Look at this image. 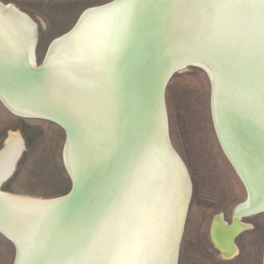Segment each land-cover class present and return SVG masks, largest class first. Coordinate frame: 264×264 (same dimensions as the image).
<instances>
[{
    "label": "water",
    "instance_id": "obj_1",
    "mask_svg": "<svg viewBox=\"0 0 264 264\" xmlns=\"http://www.w3.org/2000/svg\"><path fill=\"white\" fill-rule=\"evenodd\" d=\"M88 10L50 42L39 65L35 33L32 66L26 26L9 12L21 11L0 3V103L62 129L71 180L62 207L33 221L23 256L13 243V264H30L33 247L48 249L43 264L101 256L105 264H177L191 186L170 145L164 97L170 79L190 67L210 82L218 142L246 191L230 226L214 217L209 228L212 248L230 258L231 241L248 229L239 215L264 213L252 171L264 157V3L113 0Z\"/></svg>",
    "mask_w": 264,
    "mask_h": 264
},
{
    "label": "rangeland",
    "instance_id": "obj_2",
    "mask_svg": "<svg viewBox=\"0 0 264 264\" xmlns=\"http://www.w3.org/2000/svg\"><path fill=\"white\" fill-rule=\"evenodd\" d=\"M21 7L36 25L35 58L39 65L54 32L44 28L31 8ZM164 99L170 145L184 164L191 186L177 264H263L264 213L242 219L248 229L235 239L237 252L231 258H223L208 240L212 219L221 216L229 224L236 207L245 201L246 191L218 142L206 74L192 67L175 74ZM10 132L19 135L24 150L0 191L42 200L68 194L71 180L62 161V129L48 121L18 118L0 103V150ZM14 255L12 243L0 235V264H13Z\"/></svg>",
    "mask_w": 264,
    "mask_h": 264
},
{
    "label": "bare ground",
    "instance_id": "obj_3",
    "mask_svg": "<svg viewBox=\"0 0 264 264\" xmlns=\"http://www.w3.org/2000/svg\"><path fill=\"white\" fill-rule=\"evenodd\" d=\"M89 11L91 10H87L86 13ZM9 12L16 14L26 26V29L28 32V43H27L28 60H29V64L33 66L32 47L34 43L35 33H37L36 25L32 22V20L26 14L22 12H14V11H9ZM207 70L209 72L208 68ZM8 107H10L11 110L14 111V113L16 112V110L13 109L10 105H8ZM16 113L19 114L18 112ZM22 114L26 115L25 113H22ZM215 133H216V130H215ZM216 136H217V133H216ZM217 139H218V136H217ZM5 143H6V148H7L5 152L6 154L4 158L0 159V182L5 180L7 177L9 179L11 175L14 173L16 165H17L16 163L17 157L19 155L21 156L24 150V143L17 133L10 132L8 134V138L6 139ZM63 156H64L63 158L65 159L66 168L74 180V174H73V168H72V162H71V156H70L68 143L64 149ZM176 157L178 159L177 155ZM188 195H189V189L187 193V199H188ZM59 199L60 198L42 200V199H37V198H30V197H25V196H20V195L8 194V193H4L0 191V235L5 237L7 240L11 241L12 245L13 243L14 245L16 244L18 251H21V248L27 251L28 241H29L31 232L34 228L33 221L44 219V213L46 212L52 213V208H61L62 205L58 203ZM243 206H245V201L239 204V206L236 207L234 211H236L237 209ZM253 215L255 214L254 213H243L239 215V221L242 222V219L244 217H250ZM221 221L225 226H230L231 222L227 224L222 219ZM208 234H209V229H208ZM239 235L240 234H238L231 241V248L233 249L231 257L237 252L234 241ZM223 258H229V257H223ZM263 264H264V257H263Z\"/></svg>",
    "mask_w": 264,
    "mask_h": 264
},
{
    "label": "crops",
    "instance_id": "obj_4",
    "mask_svg": "<svg viewBox=\"0 0 264 264\" xmlns=\"http://www.w3.org/2000/svg\"><path fill=\"white\" fill-rule=\"evenodd\" d=\"M108 1V0H107ZM103 0H0L1 4L12 5L22 13L21 6L29 10L40 21L46 30H52V38L56 39L69 32L82 13L90 8L107 4ZM111 2V1H110ZM109 3V1H108ZM27 15V14H26ZM53 39V40H54ZM52 40V41H53ZM2 188V187H1ZM0 188V190H1Z\"/></svg>",
    "mask_w": 264,
    "mask_h": 264
},
{
    "label": "snow or ice",
    "instance_id": "obj_5",
    "mask_svg": "<svg viewBox=\"0 0 264 264\" xmlns=\"http://www.w3.org/2000/svg\"><path fill=\"white\" fill-rule=\"evenodd\" d=\"M205 7H212V6H221L222 4H227L230 6H244L250 2V0H199ZM261 3H264V0H261ZM120 147L118 144L113 145V163L114 165L119 163V154H120ZM253 175L256 177L258 182L259 188L262 192H264V157L260 159L258 163H253ZM116 242L114 238H109V245L112 246ZM25 254V249L21 248V255ZM28 257L30 260V264H43L47 255L48 249L44 247H33L28 250ZM92 264H105V257L101 256L100 258L94 260Z\"/></svg>",
    "mask_w": 264,
    "mask_h": 264
}]
</instances>
